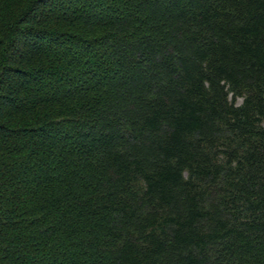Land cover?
<instances>
[{"label":"trees","instance_id":"obj_1","mask_svg":"<svg viewBox=\"0 0 264 264\" xmlns=\"http://www.w3.org/2000/svg\"><path fill=\"white\" fill-rule=\"evenodd\" d=\"M0 264H264V0H0Z\"/></svg>","mask_w":264,"mask_h":264}]
</instances>
